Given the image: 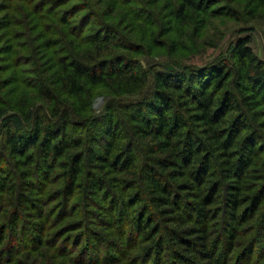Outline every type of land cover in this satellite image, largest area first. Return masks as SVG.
Here are the masks:
<instances>
[{
	"label": "trees",
	"instance_id": "obj_1",
	"mask_svg": "<svg viewBox=\"0 0 264 264\" xmlns=\"http://www.w3.org/2000/svg\"><path fill=\"white\" fill-rule=\"evenodd\" d=\"M203 5V0H176L170 17L188 26L194 21L191 15ZM93 33L84 47L69 42L51 69L38 71L33 66L34 78L27 85L32 101L20 94L18 103L14 98L0 103L15 114L0 120V137L8 155L19 158L11 164L13 171L35 165L45 176L57 164L63 174L64 189L60 191H67L84 166L98 172L114 163L130 167L133 158L125 148L114 145L118 139L130 136L131 142L134 136L145 140L148 156L139 168L144 183L136 175L134 179L143 191L150 192L153 206H170L175 213L177 230L166 229L162 235L174 247L173 262L232 264L228 256L234 241L246 238L241 246L243 258L236 264L238 260L250 264L251 255L259 250L258 239L264 237V211L254 216L264 201V145L258 143L264 140V62L253 55L247 40L237 39L228 58L219 57L206 73L196 75L190 69L185 73L179 71L180 66L165 65L151 73L147 90L148 74L138 59L126 55L129 53H110L114 48L127 51L133 44L118 38L104 24ZM43 44L46 50L53 47L49 39ZM136 50L129 52L139 54ZM94 90L116 98L113 105L120 116L113 115L107 105L101 119L86 117ZM255 119H262L257 123L263 132L260 137L250 125ZM90 123L100 138L107 139L101 151L92 150L98 143L88 130ZM79 130L85 137L73 139ZM118 132L122 137L117 139ZM72 148L78 151L70 155ZM111 149L119 152L111 154ZM62 157L65 160L57 162ZM25 178L21 171L17 182L0 178V193L6 196L0 203L10 207L11 222L28 204L26 197L16 194L31 188ZM177 179L181 182L175 183ZM130 184L122 181L126 190H140ZM99 185L91 179L82 190L96 191ZM177 191H193L192 203L183 202L180 209ZM134 196L133 204L141 203L138 194ZM130 197L126 195L115 206L117 212ZM147 211L138 213L132 227L145 242L159 231L152 227ZM212 227L220 230L213 241ZM2 240L0 237V256H7L12 242ZM159 244L157 240L153 247Z\"/></svg>",
	"mask_w": 264,
	"mask_h": 264
},
{
	"label": "rangeland",
	"instance_id": "obj_2",
	"mask_svg": "<svg viewBox=\"0 0 264 264\" xmlns=\"http://www.w3.org/2000/svg\"><path fill=\"white\" fill-rule=\"evenodd\" d=\"M175 1L0 0V103L5 104L9 98L18 103L20 94L25 95L28 102L32 101V90L27 85L34 78L33 66L36 64L38 71L51 69L69 42L78 48L84 47L95 34L93 31L101 30L102 24L110 27L118 38L133 44L127 51L114 48L110 53H129L126 55L138 59L148 74L147 90L151 88V73L160 71L165 65L180 66L179 71L185 73L188 69L196 75L206 73L219 57L228 58L237 39L247 40L253 55L264 62V0H203L202 9L191 15L194 21L188 26L171 19L170 10ZM47 39L53 46L50 50L43 44ZM135 50L139 54L129 52ZM114 102L116 98L94 90L86 117L94 121L101 119L106 115L107 105H111L113 115L120 116ZM9 109L0 106V120L15 115ZM258 121L262 119H255L250 125L260 137L263 132L257 128ZM87 127L98 143L92 150L101 151L107 139L100 138L91 123ZM79 136L83 138L85 133L79 130L72 138ZM116 137H122L121 132ZM129 137L114 143L125 148L133 158L129 168L114 163L98 172L84 166L83 173L67 191H60L64 183L62 169L55 167L57 164L45 176L35 165L13 171L11 164L19 158L8 155L0 137V178L17 182V174L21 171L26 175L25 182L31 183L29 191L16 193L28 200L25 208L18 210L16 220L11 222L10 207L5 202L0 203V237L2 243L12 242L10 253L0 256V264H176L172 259L173 245L165 238L162 240L166 229L177 230L175 213L170 206H153L149 202L150 192L138 186L135 175L144 183L139 168L147 160L146 141L133 136L128 142ZM128 143H132L134 149H130ZM258 143L264 145V140ZM77 151L72 148L69 153ZM117 152L119 150L110 151L111 154ZM261 157L264 158V154ZM63 159L65 157L57 162ZM91 179L100 183L97 190H82ZM124 179L131 183L129 187L134 183L140 190H126L128 186H122ZM137 194L141 203L133 204ZM126 195L133 197L117 212L115 206ZM176 195L182 209L183 202L192 203L195 193L177 191ZM5 197L0 193L2 200L5 201ZM145 209L153 221L152 227L159 229L147 242L132 228L134 218ZM261 211H264V201L254 216ZM210 231L213 241L217 237L214 233L219 234L220 230L212 227ZM157 240L160 244L153 247ZM239 241H234L228 256L232 264H236L239 257V260L243 258L241 246L246 238ZM258 241L259 250L251 255L250 264H264V237Z\"/></svg>",
	"mask_w": 264,
	"mask_h": 264
}]
</instances>
